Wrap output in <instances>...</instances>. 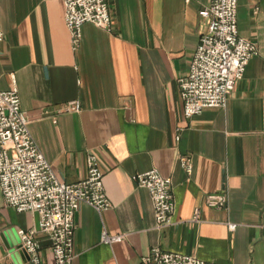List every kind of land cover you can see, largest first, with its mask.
I'll return each instance as SVG.
<instances>
[{"label":"crops","instance_id":"crops-1","mask_svg":"<svg viewBox=\"0 0 264 264\" xmlns=\"http://www.w3.org/2000/svg\"><path fill=\"white\" fill-rule=\"evenodd\" d=\"M105 1L111 28L85 23L73 50L61 1L0 0V91L17 92L58 180H82L88 154L104 175L112 206L79 207L72 264H139L153 247L215 264H264V0H238V33L256 54L226 106L190 119L178 79L206 32L199 11L209 0ZM72 101L80 109L64 111ZM179 156L191 161L190 175ZM151 169L172 181L174 211L160 228L148 191L133 181ZM209 194H224L226 206H207ZM19 229L34 230L41 264H53L38 215L16 212L0 194V264H32L13 251ZM103 231L123 239L103 244Z\"/></svg>","mask_w":264,"mask_h":264},{"label":"built area","instance_id":"built-area-1","mask_svg":"<svg viewBox=\"0 0 264 264\" xmlns=\"http://www.w3.org/2000/svg\"><path fill=\"white\" fill-rule=\"evenodd\" d=\"M64 7V24L73 50L82 38V26L91 23L109 30L112 20L105 0H59ZM188 1V0H187ZM238 0H209L199 11L207 21L206 32L200 38L189 62L187 72L178 79L182 112L186 119L205 109L224 108L235 84L244 77L250 58L256 54L255 45L241 37L237 26ZM0 28V43L3 41ZM80 104L68 102L63 110L77 112ZM29 120L20 108L15 90L0 91V194L6 206L18 213L38 215V231L47 235L53 253V264H72L75 223L74 216L82 204L103 212L112 205L106 196L104 175L94 154L86 156L85 177L66 184L58 180L51 165L32 139ZM181 168L190 175L193 166L189 158L179 156ZM135 185L148 191L158 228L170 223L174 211L172 181L156 169L135 174ZM205 204L222 208L227 204L224 194H209ZM198 220V209L194 218ZM230 230L235 224H228ZM20 249L32 264H41L40 244L34 230H17ZM122 235L103 231L100 241L106 245L120 242ZM139 264H215L193 256L163 251L153 247Z\"/></svg>","mask_w":264,"mask_h":264},{"label":"water","instance_id":"water-1","mask_svg":"<svg viewBox=\"0 0 264 264\" xmlns=\"http://www.w3.org/2000/svg\"><path fill=\"white\" fill-rule=\"evenodd\" d=\"M13 245V244H12ZM14 253L18 254L21 258H25L27 261H29V257L28 255L20 249V245L19 246H16L14 249H13Z\"/></svg>","mask_w":264,"mask_h":264}]
</instances>
